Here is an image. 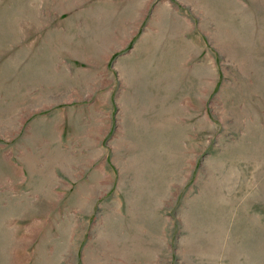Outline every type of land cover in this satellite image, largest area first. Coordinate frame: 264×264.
<instances>
[{
	"label": "rangeland",
	"instance_id": "374dc122",
	"mask_svg": "<svg viewBox=\"0 0 264 264\" xmlns=\"http://www.w3.org/2000/svg\"><path fill=\"white\" fill-rule=\"evenodd\" d=\"M0 264H264V0H0Z\"/></svg>",
	"mask_w": 264,
	"mask_h": 264
}]
</instances>
